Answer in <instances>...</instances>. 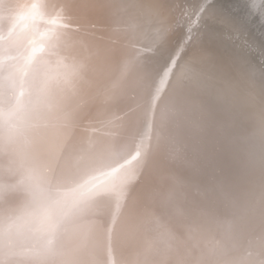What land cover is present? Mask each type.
Instances as JSON below:
<instances>
[{"label": "bare ground", "instance_id": "1", "mask_svg": "<svg viewBox=\"0 0 264 264\" xmlns=\"http://www.w3.org/2000/svg\"><path fill=\"white\" fill-rule=\"evenodd\" d=\"M257 39L222 0H0V264H264Z\"/></svg>", "mask_w": 264, "mask_h": 264}, {"label": "water", "instance_id": "2", "mask_svg": "<svg viewBox=\"0 0 264 264\" xmlns=\"http://www.w3.org/2000/svg\"><path fill=\"white\" fill-rule=\"evenodd\" d=\"M222 2L226 8L230 10L234 8L236 14L247 19L251 35L255 39L258 38L264 41V37L261 34L262 32L264 35V0H222ZM139 157H141V154ZM112 167L109 168L111 169Z\"/></svg>", "mask_w": 264, "mask_h": 264}]
</instances>
